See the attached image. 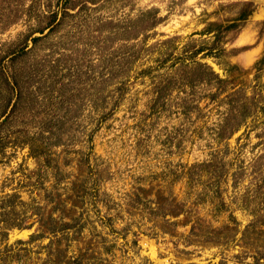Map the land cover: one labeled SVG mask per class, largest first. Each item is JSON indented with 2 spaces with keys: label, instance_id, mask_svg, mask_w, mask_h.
<instances>
[{
  "label": "rangeland",
  "instance_id": "rangeland-1",
  "mask_svg": "<svg viewBox=\"0 0 264 264\" xmlns=\"http://www.w3.org/2000/svg\"><path fill=\"white\" fill-rule=\"evenodd\" d=\"M263 52L264 0H0V264H264Z\"/></svg>",
  "mask_w": 264,
  "mask_h": 264
},
{
  "label": "trees",
  "instance_id": "trees-1",
  "mask_svg": "<svg viewBox=\"0 0 264 264\" xmlns=\"http://www.w3.org/2000/svg\"><path fill=\"white\" fill-rule=\"evenodd\" d=\"M250 13H251V9H246V8L242 9L241 12L238 14V16L232 19L231 24L226 26V30L232 27H238L241 24V22L245 21L248 18ZM221 26L222 24L220 23L212 22L207 26V28L204 31L207 33L215 32V38H220L223 34V30L220 29ZM211 49L212 48L209 49V47L206 46H200L198 49L195 50L194 56L205 50H207L206 55H209L212 53ZM196 63L197 64L195 67V71L197 70L200 72V70H202V67H204L203 72L206 74V77L209 80L212 78H217L219 82L221 83L230 82L231 84H233L234 87L237 86L242 87L241 85L244 81L242 77L247 73V71L237 68L236 65H227L225 71L227 73L228 78H220L219 75L211 68V66L204 64L202 62H196ZM263 68H264V52L261 58L255 64L256 70H262ZM236 101H237L236 110L232 109L233 111L232 110L230 111L231 113L224 118V122L221 125V129H222V131L220 130L221 134L225 133L226 131H230L227 137L231 136L235 131L239 130L243 125H245L249 117L252 116L254 117L256 115L257 117L261 115L264 116V94L258 95L255 93L250 97H248L247 94L243 92L242 97L236 98ZM253 107L254 108L259 107L258 112H255V110L253 111ZM34 152L35 150L34 148H32L31 145V153Z\"/></svg>",
  "mask_w": 264,
  "mask_h": 264
}]
</instances>
